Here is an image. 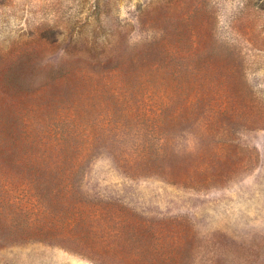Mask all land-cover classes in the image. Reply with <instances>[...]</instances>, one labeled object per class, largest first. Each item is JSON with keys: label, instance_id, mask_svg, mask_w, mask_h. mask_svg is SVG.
I'll return each instance as SVG.
<instances>
[{"label": "rangeland", "instance_id": "rangeland-1", "mask_svg": "<svg viewBox=\"0 0 264 264\" xmlns=\"http://www.w3.org/2000/svg\"><path fill=\"white\" fill-rule=\"evenodd\" d=\"M53 129L60 243L0 264H264V0H0V155Z\"/></svg>", "mask_w": 264, "mask_h": 264}, {"label": "trees", "instance_id": "trees-1", "mask_svg": "<svg viewBox=\"0 0 264 264\" xmlns=\"http://www.w3.org/2000/svg\"><path fill=\"white\" fill-rule=\"evenodd\" d=\"M46 132V134L41 135V139L47 138L48 141L30 150V156L32 153L35 154L34 160H21L19 156L11 158L9 150H5L7 155L1 151L0 226L4 225L9 229L7 228L8 233L2 234L0 239L6 243L23 242L32 238L31 236H24V234H16L17 231L12 230V227L7 225L8 222L14 220L12 216L16 214L17 208L25 211L28 216L36 215L33 225L26 224L30 228L28 231L31 232L30 235L60 243L59 234L61 232L55 230L53 218L65 208H55L52 205V199L69 200L68 194L76 192V184L75 182L71 183V181H74L81 174L80 164L82 160H80L79 155L76 156V160H68L66 156L68 147L57 142L65 138L63 133L59 134L57 129ZM23 135L30 138L31 134L29 130H24ZM75 151L80 153L82 149ZM28 153V151L25 152V154ZM65 204L63 203V205ZM1 214L3 215L1 216ZM76 215H78L77 211L72 217ZM70 226L71 224L68 223L67 228Z\"/></svg>", "mask_w": 264, "mask_h": 264}]
</instances>
